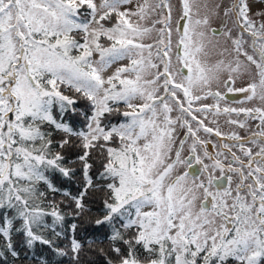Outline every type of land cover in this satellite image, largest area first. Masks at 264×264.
I'll return each instance as SVG.
<instances>
[{
	"label": "snow or ice",
	"instance_id": "1",
	"mask_svg": "<svg viewBox=\"0 0 264 264\" xmlns=\"http://www.w3.org/2000/svg\"><path fill=\"white\" fill-rule=\"evenodd\" d=\"M0 264H264V0H0Z\"/></svg>",
	"mask_w": 264,
	"mask_h": 264
},
{
	"label": "rangeland",
	"instance_id": "2",
	"mask_svg": "<svg viewBox=\"0 0 264 264\" xmlns=\"http://www.w3.org/2000/svg\"><path fill=\"white\" fill-rule=\"evenodd\" d=\"M219 24H220V21H219V20H215V21L213 22V26H214V27L219 26ZM221 43H223V41H221ZM242 83H243V82H238V85H237V86H242ZM224 130H225V131L228 130L227 126L224 127Z\"/></svg>",
	"mask_w": 264,
	"mask_h": 264
}]
</instances>
